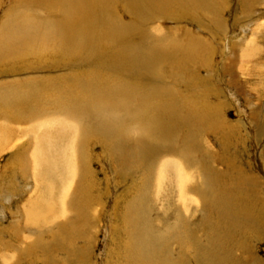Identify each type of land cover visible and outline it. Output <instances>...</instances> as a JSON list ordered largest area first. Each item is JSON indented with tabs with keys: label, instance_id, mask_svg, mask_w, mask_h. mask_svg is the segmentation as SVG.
<instances>
[{
	"label": "rangeland",
	"instance_id": "rangeland-1",
	"mask_svg": "<svg viewBox=\"0 0 264 264\" xmlns=\"http://www.w3.org/2000/svg\"><path fill=\"white\" fill-rule=\"evenodd\" d=\"M149 1L153 3V0ZM134 4L128 6L124 0L98 1L97 7H101L98 14H102L99 19L103 23L96 21L94 31L98 32L91 35V29L82 32L84 22L74 25L76 20L69 19L73 14L72 5L76 10L74 14L78 12L77 9L87 10L88 5L84 0H0V55L7 53L6 49L2 50L5 36L10 34L14 39L10 38V52L15 51V47L18 49L25 40L31 46L30 51L47 48L51 51L54 43L55 48H58L50 55L48 51V54L39 58H36V54H22L16 55L13 60L0 59V90H11L17 84L22 88L42 85L48 89V97L49 94L53 95V89L59 87L76 95L75 87H82L85 82L90 85L94 82L95 86L89 88V98L82 99L81 105L74 106L80 109L78 112L84 111V108L88 110V113H82L88 117L92 130L97 127L103 133L112 130L118 135L116 141L108 142L95 136L86 143L87 161L83 172L87 182H84L85 187L78 185L80 194L77 188L74 189L77 192L74 193L77 203L70 196L74 201H70L71 208L67 213V217L71 214L74 217V213H77L79 218L74 219L75 222L67 221L66 214L61 213V192L58 190L52 199L56 214L53 220L57 218L52 228L49 223L41 226L40 223L27 225L23 216H20L23 204L40 193L37 175L40 166L32 162L33 157L29 153L28 164L23 169L18 166L16 170L11 158L13 151L7 148L0 150V264H128L129 252L126 251L128 247H125L134 238L131 237L133 226L129 221L135 210L141 207L151 219V225L144 232L147 236L152 235L148 242L151 245L160 242L159 246H162L163 241H168L164 251L168 264H203L197 261L195 252L191 250L192 241L198 239L205 245L210 238L215 239L216 231L221 238H226H222L224 241L229 239L224 242V248L229 247L228 255H232L227 264H264V0H168L151 6H148L150 2L148 5L140 3L139 8H134L137 7ZM65 18L70 22L66 23ZM12 21L19 24H13L12 27H15L12 28L9 26ZM114 24L121 28L120 32L126 30L129 34L136 28L132 32L138 35L137 39H141L142 43L138 44L135 39L132 42V36L129 35L126 41L129 40L131 44L124 40L121 44L112 42L111 46V42L105 39L108 37L105 33L106 26H116ZM72 26L83 33V38L76 33L75 36L72 34L80 42L74 46L72 40L61 42L57 37L60 33L66 37ZM23 28L28 38L23 36L20 40L24 41H20L17 34L21 32L17 29ZM36 28L38 33H34ZM49 32L52 36L47 37ZM13 33L16 38L12 37ZM115 34L112 32V36ZM159 37L164 38L165 44L162 43L161 49H153L152 53L149 48L153 46H150L151 40L159 43ZM145 39L148 44L143 42ZM84 41L91 45L88 43L84 47L83 44L80 49ZM68 45L72 48H68ZM167 53L171 56L165 57ZM106 75L132 82L135 90L138 87H153L151 91L164 95L165 98L160 97V101L164 100L170 109L162 105L157 115L142 111L141 106L145 104L125 92L116 94L111 90L103 93L105 96L101 95L95 81ZM76 99L80 103V99ZM48 105H38L34 112L33 109L29 111L30 108L26 116L29 114L30 118L48 113ZM58 106L54 105L51 110H56ZM2 107L0 113L3 115ZM104 108L111 113L109 120L102 116ZM150 124H160L164 128L163 132H167L169 142L165 146H159L163 142L150 139L151 134L140 132V129L150 127ZM28 132L27 136L33 138L35 135L38 139L41 131ZM19 133L25 136L23 128ZM24 138L26 140L29 137ZM184 146L189 151L188 157L193 158L190 164L195 172V180L198 181L195 186L199 200H189L186 205L180 196L176 176L173 178L170 174L173 173L172 167L168 168L169 173L157 181L159 158L168 156L174 150L185 149ZM144 178L149 179L148 182H144ZM187 193L184 196L188 200ZM234 197L241 201V209L245 210L244 214L247 213V219H243L234 210L240 205L239 202L235 203ZM229 198L233 199V203L231 201L229 204ZM181 213L190 220L193 239L189 241L183 240V230L177 232L178 226L173 224ZM125 217H128V221ZM225 225L228 229H225ZM61 230L72 231L70 243L66 241L67 246L62 250L52 238V234H58ZM42 236L44 243L53 248V256H49V261H46L39 250L36 254L32 250L26 258V243L32 246L33 241ZM216 244L213 243L214 249L223 250V246L218 249ZM145 259L140 263L147 264L148 258Z\"/></svg>",
	"mask_w": 264,
	"mask_h": 264
},
{
	"label": "bare ground",
	"instance_id": "bare-ground-1",
	"mask_svg": "<svg viewBox=\"0 0 264 264\" xmlns=\"http://www.w3.org/2000/svg\"><path fill=\"white\" fill-rule=\"evenodd\" d=\"M61 1V0H60ZM65 1V0H64ZM74 1V0H73ZM86 5H88L87 10H83V9H77L78 12L76 14H74L75 7L72 5V11L73 14L70 15V18L72 21L76 20V24L74 25H78V23L80 21H82V23L84 22V29L82 30V32H88L90 29L91 31V35H95L98 30L94 31L96 28L95 27V22L98 21V23H103V21H101L102 19H99V12L101 9V7H97V2L100 0H84ZM106 1V0H105ZM168 1V0H153V3L149 0H124V2H126V4L128 6L133 5L137 6L134 8H139L140 7V3H144L148 5V3L150 2V4L148 6L154 5V4H161L162 2ZM174 1V0H171ZM108 2V0H107ZM57 3V2H56ZM71 3V2H70ZM69 3V4H70ZM106 2H103V4ZM205 3V2H204ZM80 4V3H79ZM131 4V5H130ZM85 5V6H86ZM69 6V5H68ZM71 6V5H70ZM80 6V5H79ZM102 6V5H101ZM81 7V6H80ZM84 7V6H83ZM94 10H93V8ZM103 7V6H102ZM65 8V7H64ZM78 8V6H77ZM104 8V7H103ZM67 11V8L65 9ZM69 10V9H68ZM106 10V8H105ZM104 10V11H105ZM62 11V10H61ZM71 11V10H70ZM64 12V11H62ZM65 13V12H64ZM69 13V11H68ZM67 13V14H68ZM81 13V14H80ZM95 13V14H94ZM66 16V15H65ZM63 18V17H62ZM16 19V17H15ZM69 19L65 18L64 21L67 23L69 21ZM263 20V19H262ZM18 21V20H17ZM19 23H21L20 21H18ZM64 22V24H66ZM70 22V21H69ZM19 23H13L10 22L9 26L12 27L13 24H19ZM72 24V23H71ZM116 25V24H114ZM22 26V25H19ZM15 27V26H14ZM12 27V28H14ZM17 27V26H16ZM57 27V26H56ZM73 27V26H72ZM91 27V28H90ZM107 29V38H105L107 41L109 40V42H111V46H112V42H115L117 44H121L124 40L125 42L128 41V43L130 42L129 40L126 41L127 38H129L128 36L131 35L132 36V42L137 41V43L139 44L140 42L142 43L141 39H137L138 35H134L132 31H135L136 28H134L131 33L129 34V32H126V30L121 31L118 27V25L116 26H112V25H108L106 26ZM9 28V27H8ZM18 28V27H17ZM50 28V27H49ZM52 28V27H51ZM71 28V27H69ZM101 28V27H100ZM119 28V29H118ZM77 27H73L71 30L69 29L67 32V36L65 37L63 34H58L59 36H57L58 38H60L59 40L61 42H65V41H69L72 40L73 43L72 45L74 46L75 44H77V38H74L75 33L78 34L79 36L81 35V37L83 38V33H81V30L79 31V28L77 29ZM110 29V30H109ZM115 29H118L117 31ZM14 30V29H12ZM19 32V34H17V37L19 36V39H21V37L25 38L26 36V29H17ZM35 32L34 33H38L37 28L34 29ZM50 30V29H49ZM101 30V29H100ZM115 30V31H114ZM128 30V29H127ZM264 30V29H263ZM33 31V30H31ZM76 31H78L79 33H77ZM130 31V30H129ZM12 32V31H10ZM7 32L6 33H10ZM30 32V31H29ZM47 32V31H46ZM112 32H114L115 36H112ZM120 32V34H119ZM90 33V32H89ZM137 33V32H134ZM56 34H54L53 36H55ZM74 36H73V35ZM87 34V33H84ZM140 34V33H139ZM14 35V33H13ZM32 35V34H31ZM88 35V34H87ZM110 35V36H109ZM141 35H143L141 33ZM11 36V34H10ZM5 36V45L3 47L4 51L5 49L7 50V53H5V55H3L4 53H1L0 55V59H11L13 60L15 58L16 55H22V54H29L34 56L36 54V58L41 57L43 54H48L49 55L52 53V51H56V49L58 50V48H55L56 44L54 43V48L51 49V51H49V49H38V50H33L30 51L31 46L29 44V42H27L25 40V43L21 42V45L19 46V48L17 49L16 44H17V40L14 42L15 43V48L16 50L12 52H10L8 48H10L9 45L10 44V37ZM29 36V34H28ZM52 36L50 34V32L47 34V37ZM77 36V37H79ZM104 36V35H103ZM14 38H16V36H12ZM30 37V36H29ZM45 37V36H44ZM80 37V40L82 39ZM88 37V36H87ZM90 37V36H89ZM99 37V36H98ZM144 37V36H143ZM151 37V36H150ZM28 38V37H27ZM57 38V39H58ZM146 38H148V36H146ZM152 38V37H151ZM13 39V38H11ZM44 39V38H43ZM92 40V36L90 38ZM96 39V38H95ZM100 39V37H99ZM174 39V38H172ZM14 40V39H13ZM46 40V39H44ZM56 40V39H55ZM151 40V39H150ZM157 40H159V43L152 41L150 43V46H156L155 48L149 47L151 48V51H153V49L159 48L161 49V47L163 46L162 43H164V38L163 37H159ZM179 40V39H178ZM20 41H24V40H20ZM18 41V43L20 42ZM57 41V40H56ZM134 41V42H135ZM139 41V42H138ZM70 42V41H69ZM85 42V43H84ZM83 43H81L80 45V49L83 48V44L84 47L86 46V44L90 43L87 41H84ZM145 43H147L146 39L143 41ZM182 42V41H181ZM42 43V42H41ZM80 43V42H79ZM99 44V42H98ZM107 44V43H106ZM131 44V42H130ZM144 44V43H143ZM148 44V43H147ZM152 44V45H151ZM165 44V43H164ZM171 44V43H170ZM63 45V44H62ZM91 45V43H90ZM104 45V44H103ZM125 45V44H124ZM129 45V44H128ZM169 45V44H168ZM18 46V45H17ZM48 46V45H47ZM46 46V47H47ZM94 46V45H93ZM96 46V45H95ZM98 46V45H97ZM114 46V45H113ZM117 46V45H116ZM122 46V45H121ZM143 46V45H142ZM161 46V47H160ZM175 48V45H173ZM188 46V45H186ZM13 47V48H14ZM53 47V46H52ZM77 47V46H76ZM103 47V46H102ZM167 47V46H165ZM42 48V46H41ZM68 48H72V46ZM94 48V47H93ZM105 48V47H104ZM120 48V45L119 47ZM124 48V47H123ZM129 48V51H131V48ZM145 48V47H144ZM91 49V48H90ZM99 49V47H98ZM158 49V50H159ZM177 49V48H176ZM255 49V48H254ZM79 50V48H78ZM97 50V49H96ZM105 50V49H104ZM107 50V49H106ZM111 50V49H110ZM248 50V49H247ZM49 51V52H48ZM103 51V50H102ZM113 51V49H112ZM117 51V50H116ZM124 51V50H123ZM122 51V52H123ZM150 51V50H149ZM148 51V52H149ZM162 51V50H161ZM170 51V50H169ZM174 51V50H173ZM190 51V50H189ZM193 51V50H192ZM246 51V50H245ZM258 51V50H257ZM48 52V53H47ZM100 52V51H99ZM119 52V51H118ZM160 52V50H159ZM243 52V51H242ZM107 53V52H106ZM113 53V52H111ZM110 53V54H111ZM135 53V52H134ZM154 53V51L152 52ZM161 53V52H160ZM160 53H157L160 54ZM164 53V52H163ZM170 53V52H169ZM169 53L165 54L164 56H171L168 55ZM172 53V52H171ZM247 53V52H246ZM70 54V53H69ZM100 54V53H99ZM114 54V53H113ZM120 54V53H119ZM122 54V53H121ZM120 54V55H121ZM27 55V56H29ZM102 55V54H101ZM108 55V53H107ZM149 55V54H148ZM154 55V54H153ZM156 55V56H157ZM152 56V55H151ZM149 55V57H151ZM162 56V55H161ZM255 56V55H254ZM25 57V56H24ZM44 57V56H43ZM104 57V56H103ZM121 57V56H120ZM137 57V56H136ZM168 57V58H169ZM18 58V57H16ZM116 58V57H115ZM117 60V59H116ZM155 60V59H154ZM150 61V60H149ZM112 62V60L110 61ZM178 62V61H177ZM116 63V62H115ZM114 63V64H115ZM145 63V62H144ZM140 64V63H139ZM147 64V62H146ZM13 66V65H12ZM143 67V66H142ZM148 67V66H147ZM143 70V69H142ZM158 70V69H157ZM144 72H146L145 70H143ZM152 71V70H151ZM157 72V71H156ZM147 74V73H146ZM149 74V73H148ZM122 75V74H121ZM131 75V74H130ZM107 76V75H106ZM92 77V76H91ZM115 76H107V77H98V80L95 81L96 85H98L97 87H99L98 89L100 90L99 92H101V95H104L103 93L105 92H110L111 90L116 93V94H122L123 92H125L128 95H131V97H133V99L135 98V96L137 98H139L138 100H140L141 102H143L145 105L141 106L142 107V111L147 110L148 113L152 112L158 115L157 112H159L161 110L162 105H164V107L169 110L170 107H168V105L165 103V101H160V97H164V95L162 96L161 94L158 93H154L151 90L153 89V87H138V89H134L135 84H133L132 82H124L120 81V79H116L114 78ZM97 78V77H96ZM93 78V79H96ZM92 79V80H93ZM91 80V81H92ZM90 81V82H91ZM84 83V82H83ZM25 85V84H24ZM82 85V84H81ZM137 85V84H136ZM91 86H95L94 82H92V84L90 85L89 82H85L82 87H75V92L76 95L69 93L68 89H63V88H57V89H53L54 91H52V94H49L50 96L48 97V89H45L42 85L39 86H30V87H19V85L17 84V87L15 88V86L13 87V89L11 90H7V89H1L0 90V106L1 108V112L3 113V115L0 113V115H2L0 117V150H4V149H11L13 152H11V158L13 159V166L16 165V170H18V166L19 169H23L25 167L26 164H28V156L29 153L32 154V162L35 161V165L40 166L39 172L37 173L38 175V179H39V183H40V193L39 195L34 198L31 199L29 201H27L24 205V207H21V214L23 216V220L25 223H27V225L29 224L31 226V224H38L40 223V226L42 224L45 223H49L51 224L49 227L52 228V226L55 224L57 218L55 220H53L56 216L54 210V206L52 205L53 202V194L55 192H57L59 190V192H61V204H62V212L63 214H66V219L69 222H73L74 219L77 220V213H74V217H72L73 215L71 214L69 217H67V213L70 210V201H74L72 199H70L69 197L72 196L74 199L76 197V194H74L76 192L77 188V192L79 191L78 189V185L81 184L80 187H82L85 184L84 182L86 179V174H84L85 172H83L84 170V165H85V161H87V156H86V150H85V145L86 143H89V141L93 138H95V136L99 139H104L107 140L108 142H112L114 139L116 141L117 136L114 134V131L112 132V130H110L109 132L105 131V133H103V131L101 132V130L99 131L98 128L96 127V129H91L90 127V123L88 120V117L83 115L84 113L82 112H87L88 110L84 108V111L82 110L81 112L80 109L75 108L76 106L74 105H81V101H83L82 99H86L89 98V94L91 92H89V88H91ZM72 87V85H71ZM137 87V86H136ZM77 88V89H76ZM80 90H82L80 92ZM94 90V89H93ZM121 90V91H120ZM96 91V90H95ZM111 91V92H112ZM74 92V93H75ZM94 92V91H92ZM122 92V93H121ZM137 92H140L139 94ZM149 92H151V94L149 95ZM160 92V91H159ZM157 94V95H153ZM62 94V95H61ZM68 94V95H67ZM93 94V93H92ZM98 94V93H96ZM111 95V94H110ZM114 95V94H113ZM112 96V95H111ZM120 96V95H119ZM113 97V96H112ZM68 98V99H67ZM71 98V99H70ZM76 98L80 99V103L76 102ZM101 98V97H100ZM165 98V97H164ZM96 99H98V97H96ZM73 100V101H71ZM99 100V99H98ZM68 102V104H64L65 102ZM97 101V100H96ZM94 101V104L95 102ZM146 101V103L144 102ZM93 102V101H92ZM112 102V101H111ZM49 104L48 106H50L48 108V113L44 112L45 110L43 108H41V110H43V114H38V115H34L33 117L29 118V114L28 116H26L27 110L31 111L33 109L34 112V108L37 107L38 105H43V104ZM102 103V102H101ZM104 103V102H103ZM93 104V103H92ZM93 104V105H94ZM132 104V103H131ZM54 105H59L56 110H51V108H54ZM65 105V106H64ZM71 107H68V106ZM86 105V104H85ZM27 106V109H26ZM101 106V105H100ZM104 106V105H103ZM135 106H138L135 105ZM39 107V106H38ZM82 107H84V105H82ZM80 108V107H79ZM102 108H100V112H102ZM125 108V107H124ZM130 108V107H129ZM92 109V108H91ZM90 109V110H91ZM117 109V108H116ZM128 109V108H127ZM135 110V109H134ZM73 111L75 113H73ZM99 111V109L97 110ZM132 112V110H130ZM140 111V109H139ZM31 112V114L33 113ZM121 112V111H120ZM88 113V112H87ZM103 113L104 118L108 119L110 118L111 114L106 108L103 109ZM101 113V114H103ZM133 113V112H132ZM151 113V114H152ZM162 113V111H161ZM30 114V115H31ZM76 114V115H75ZM99 114V113H98ZM122 114V113H121ZM140 114V113H139ZM150 114V115H151ZM163 114V113H162ZM92 115V114H91ZM95 115V114H94ZM124 115V114H123ZM138 115V114H137ZM89 116V115H88ZM93 116V115H92ZM118 116V115H117ZM117 116L115 118H117ZM160 116V114H159ZM163 116V115H162ZM95 117V116H94ZM5 118V119H4ZM101 118V116H100ZM114 118V116H113ZM125 118V116L123 117V119ZM139 118V117H138ZM137 118V119H138ZM142 118V117H141ZM140 118V120H141ZM155 119V118H154ZM117 120V119H115ZM135 120V119H134ZM144 120L146 121L147 118ZM151 120V119H150ZM121 121V120H118ZM130 121V119H129ZM142 121V120H141ZM161 121V120H159ZM125 122V121H124ZM128 122V120H127ZM140 122V121H139ZM143 122V121H142ZM167 122H171L168 121ZM115 123V121H114ZM130 123V122H129ZM99 124H101V122H99ZM116 124V123H115ZM138 126L139 124L136 123ZM147 124V123H146ZM149 124V123H148ZM107 125V124H106ZM122 125V124H121ZM151 125V124H150ZM98 126V124H97ZM128 126V125H127ZM100 127V125H99ZM107 127V126H106ZM104 127V128H106ZM118 127V126H117ZM141 127V126H140ZM143 127V124H142ZM16 128H19V130L21 128H23V130L25 131V136L24 137H29L26 140H24L25 138L22 136V134L19 133V130L17 131ZM116 129V128H115ZM30 132V130L33 132L35 130L41 131L39 133V138L37 139L34 135V137H30L27 136V132ZM118 130L120 131V129L118 128ZM139 130V129H137ZM126 131V130H125ZM124 131V132H125ZM136 131V130H135ZM164 128H161L160 124H155L154 126H148V127H144L142 129H140V132L146 133L147 135L151 134L152 137H150V139H155V141L157 142H163V144L159 145V146H165L166 143H168L169 141L168 136H166V133L163 132ZM23 132V131H22ZM28 132V133H29ZM116 132V131H115ZM118 132V131H117ZM134 132V131H133ZM42 133V134H41ZM107 133V134H106ZM121 133V132H120ZM123 133V132H122ZM164 133V134H163ZM133 134V133H132ZM141 134V133H140ZM106 135V136H104ZM192 135V134H191ZM32 136V135H31ZM99 136H101L102 138H100ZM113 136V137H112ZM198 137V136H197ZM19 139V140H17ZM17 140V142H16ZM34 142L32 146H30L31 142ZM154 141V142H155ZM19 142V143H18ZM137 142V141H136ZM190 142V141H189ZM107 143V142H106ZM109 144V143H108ZM107 144V145H108ZM111 144V143H110ZM113 144V143H112ZM116 144V143H115ZM159 144V143H158ZM29 145V146H28ZM114 145V144H113ZM139 145V144H138ZM175 145V144H174ZM185 145V144H184ZM134 146V145H133ZM190 146V145H189ZM87 147V146H86ZM185 147V146H184ZM163 148V147H162ZM183 148V147H182ZM152 152V151H151ZM170 152V151H169ZM193 154V153H191ZM189 151L187 150V148L185 147V149L182 150H174L173 152H171L168 156L166 157H160L159 161L157 163V167H158V178L157 181L161 179V177L165 176L166 173H169L170 171L168 170L169 167H172L173 169V173L170 172V174L173 175V178H175L178 180V187L180 189V196L183 197V199L186 201L184 204L186 205L187 202H189V200H196L199 201L197 196H196V184L198 183V181L196 182L195 180V176H194V169L192 167V164H190V162L192 161L193 158H189ZM31 158V157H30ZM12 166V165H11ZM193 166H195V164H193ZM28 167V166H27ZM12 169V168H11ZM22 171V170H21ZM29 172V171H28ZM87 172V171H86ZM18 174V173H17ZM30 174V173H29ZM9 175V174H8ZM20 175V174H19ZM21 176V175H20ZM27 176V175H26ZM31 176V175H30ZM80 176H83V178H81ZM10 177V176H8ZM170 177V176H169ZM172 177V176H171ZM170 177V178H171ZM178 177V178H177ZM197 179V178H196ZM92 180V179H91ZM144 182H148L147 180L149 179H145L144 178ZM156 180V179H155ZM164 181V180H163ZM147 184V183H146ZM146 184L143 185L144 190L145 191V187ZM39 185V184H38ZM76 185V186H75ZM91 184H89L90 186ZM196 185V186H195ZM26 186V185H25ZM174 186V185H173ZM5 187V186H4ZM27 187V186H26ZM59 187V188H58ZM83 187V188H84ZM88 187V186H87ZM141 187V186H140ZM58 188V189H57ZM3 190V189H2ZM71 191V192H69ZM85 188L83 189L82 193L84 194ZM186 191H188L187 196H188V200L185 198L184 194L186 193ZM76 192V193H77ZM87 192V191H86ZM190 192L191 194V198H190ZM13 193V192H12ZM70 193V195H69ZM144 193V192H143ZM58 194V192H57ZM78 194H80L78 192ZM141 194H142V190H141ZM196 197H195V196ZM198 195V193H197ZM68 197V198H67ZM200 198V197H199ZM233 198V197H232ZM246 198V197H245ZM56 199V198H55ZM58 199V198H57ZM82 199V198H81ZM202 199V198H200ZM78 200V199H77ZM203 200V199H202ZM235 203L237 204L239 202V199L236 200V198L234 197ZM252 200V199H251ZM250 200V201H251ZM259 200V199H258ZM233 203V199L229 198L228 202L229 204ZM76 202V199L75 201ZM253 202V201H252ZM77 203V202H76ZM181 203L183 204V200L181 199ZM240 205H238L237 208H235L234 210L236 212H238L237 214H239L243 219H247V217H245L247 215V213L244 214V211H242V203L241 201L239 202ZM254 203V202H253ZM235 204V205H236ZM234 205V207H236ZM77 206V205H76ZM141 206V205H140ZM231 206V205H230ZM249 206V205H248ZM221 207V206H220ZM20 208V207H19ZM75 208V207H74ZM135 208V207H134ZM224 207H222V210ZM227 208V207H226ZM225 208V209H226ZM228 209V208H227ZM244 209V208H243ZM249 209V208H248ZM75 210V209H74ZM73 210V211H74ZM144 208L141 207L140 209H137V211L135 210V213L132 215V220H130L129 222L131 223V225L133 226V229L131 232L132 236H134L133 239H131V243L129 245V242L126 244L128 246H126L125 248L127 252H129L127 261L128 264L130 263H135V264H141L140 262L146 260L145 257H147V264H168V262L165 261V248H166V244L167 242L161 243L162 246H159L160 242H157L155 244H150L148 242V238L151 237L150 235L147 236L146 234H144L145 230L148 229V227L151 225V219L149 220V216H147L144 212ZM229 210V209H228ZM251 210V209H250ZM4 211V210H3ZM2 211V212H3ZM80 211V210H79ZM232 211V210H231ZM180 212V211H179ZM227 213L229 211H224V213ZM234 212V211H233ZM57 213V212H56ZM86 214V213H85ZM250 215V214H249ZM256 215V214H255ZM14 217V216H13ZM79 218V217H78ZM126 218V217H125ZM128 218V217H127ZM126 218V220H127ZM185 218L187 219V215L185 216ZM184 215L181 213V215H178L175 222H173V224L176 223V225L178 226V230L177 232H181V230H183V240L189 241V239H193L192 237V232H191V227H190V223H189V218L187 220H185ZM20 221V220H19ZM128 221V220H127ZM188 221V222H187ZM255 221V220H254ZM14 222V221H13ZM75 222V221H74ZM219 223V222H218ZM172 224V226H173ZM56 225V224H55ZM217 225V224H216ZM75 226V225H74ZM77 226V225H76ZM153 226V225H152ZM176 226V227H177ZM226 226V225H225ZM228 226V224H227ZM227 226L225 227V229H228ZM175 227V225L173 226ZM223 227V226H221ZM229 227V226H228ZM49 228V229H50ZM251 228V227H250ZM153 229V228H149ZM175 229V228H174ZM215 230V229H214ZM222 230V229H220ZM168 231V230H167ZM174 232H176V229L173 230ZM194 231V230H193ZM224 231V229H223ZM222 231V232H223ZM226 231V230H225ZM229 231V230H228ZM226 231V232H228ZM250 231V230H249ZM71 230H61L58 232V234H52V238L53 240L57 241V245L60 246V249H65V247L67 246L65 244V242L69 241L70 243V234H71ZM166 232V231H165ZM172 233V231H170ZM173 232V233H174ZM149 232H147L148 234ZM167 233V232H166ZM169 233V234H171ZM195 233V232H194ZM238 233V232H237ZM259 233V232H258ZM130 234V233H129ZM235 234V233H234ZM49 235L51 236V233H49ZM166 234H164L165 236ZM211 235V234H210ZM214 235V234H213ZM217 231L214 238H210L208 241H206L207 243L205 245H202L201 241L197 239L192 241L193 243V247H191L196 254L195 257L198 260H200V262H202L204 264H224V261L227 264V260H229L231 257L230 255H228L227 253V248H224V242H228V240L224 241L226 238L222 236V238H225L224 240L217 235ZM225 235V234H224ZM228 235V233L226 234ZM130 236V235H129ZM16 237V236H15ZM194 237V236H193ZM212 237V236H211ZM234 237V235H233ZM236 237V236H235ZM234 237V239H235ZM42 237H37L33 243L32 246H28V244L26 243L25 245V250H24V254L25 257L27 258L30 255V251H34V254H36L39 250L40 254L44 255L46 257V261H49L48 259L49 256H51L53 253V248L48 247V245L46 243H44L45 241L42 240ZM163 238V235L161 237V239ZM166 239V238H165ZM173 239V238H172ZM188 239V240H187ZM232 239V238H231ZM134 240V242H133ZM164 240V239H163ZM169 240H171L169 238ZM220 240V241H219ZM157 241V240H156ZM159 241V240H158ZM166 241V240H165ZM191 241V240H190ZM215 241H218L220 243H217ZM154 242V241H153ZM185 242V241H184ZM213 243L218 245V249L220 247L223 248V250H217L213 248ZM232 243V241H231ZM25 244V243H24ZM53 244V243H52ZM56 245V246H57ZM155 245V246H153ZM185 244H183L184 246ZM192 245V244H191ZM215 245V246H216ZM203 246V247H200ZM229 246V245H228ZM168 247V246H167ZM226 247V246H225ZM59 248V247H58ZM171 248V247H170ZM231 248V247H230ZM185 249V248H184ZM171 250V249H170ZM188 250V249H187ZM190 250V248H189ZM186 251V249H185ZM203 253H202V252ZM201 252V253H200ZM186 253V252H185ZM190 253V252H187ZM193 253V252H192ZM56 254V253H55ZM18 255V254H16ZM189 255V254H188ZM15 256V255H14ZM53 256V255H52ZM18 257V256H17ZM167 257V256H166ZM230 257V258H229ZM16 259V258H15ZM33 259V258H32ZM168 259V258H167ZM170 259V256H169ZM217 259L218 262L216 261ZM175 260V259H174ZM10 261V260H9ZM199 262V263H200ZM35 263V262H34ZM56 264V263H54ZM201 264V263H200ZM229 264V262H228Z\"/></svg>",
	"mask_w": 264,
	"mask_h": 264
}]
</instances>
